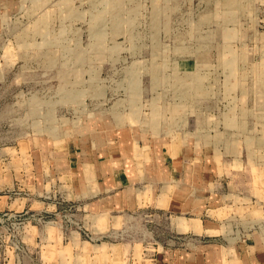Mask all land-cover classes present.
Listing matches in <instances>:
<instances>
[{
	"label": "rangeland",
	"instance_id": "1",
	"mask_svg": "<svg viewBox=\"0 0 264 264\" xmlns=\"http://www.w3.org/2000/svg\"><path fill=\"white\" fill-rule=\"evenodd\" d=\"M99 130L183 142L196 213L99 209L100 198L89 205L51 183L38 191L37 150ZM6 197L14 205L0 214L17 217L0 222V264H189L199 246L264 238V0H0ZM185 215L219 230L181 229Z\"/></svg>",
	"mask_w": 264,
	"mask_h": 264
},
{
	"label": "crops",
	"instance_id": "2",
	"mask_svg": "<svg viewBox=\"0 0 264 264\" xmlns=\"http://www.w3.org/2000/svg\"><path fill=\"white\" fill-rule=\"evenodd\" d=\"M101 131L90 133L89 140L85 142H52L37 150L35 157L40 159H37V174L41 182L38 191H45L51 183L57 185L60 190H66L69 198L82 200L89 205L92 204L91 200L100 198L97 204L99 209L108 201L111 207L120 211L138 209L148 203L156 206L161 212H166L167 209L174 207L175 203L181 204V207H184L181 209L185 213L189 209L196 213L198 207L196 204L200 205L197 200L200 190L197 189L195 181L190 179L195 173L194 170L186 169L181 160L184 157L183 142L172 143L169 138H152L147 133L146 135L135 132L131 134L122 132L123 137L119 134L110 138ZM168 158L179 170L182 169L180 181L171 179ZM154 171L161 173L159 175L161 180L153 179ZM171 188H178V191L172 194ZM190 188L195 192L188 190ZM184 191L189 194L186 195ZM175 195L181 202H172ZM188 201L194 205L187 206ZM42 204V199L35 203L30 201L25 203L26 206ZM13 205L14 202L7 197L0 200V208L9 209ZM96 216L103 220L107 217L105 213ZM178 223L181 229L189 228V232L201 237L215 235L219 230L216 224L211 222L205 224L198 216L185 215L179 218ZM55 236L57 235H53L52 241L46 237L48 244L45 246H50L48 249L52 252L58 245ZM198 252H204L205 255H196L189 264H264V238L260 234H251L247 236L245 243L226 247L219 243L202 245L199 246ZM150 264L155 263L150 261ZM184 264L188 263L185 261Z\"/></svg>",
	"mask_w": 264,
	"mask_h": 264
},
{
	"label": "built area",
	"instance_id": "3",
	"mask_svg": "<svg viewBox=\"0 0 264 264\" xmlns=\"http://www.w3.org/2000/svg\"><path fill=\"white\" fill-rule=\"evenodd\" d=\"M16 215L13 214H0V222L5 223V220L16 219Z\"/></svg>",
	"mask_w": 264,
	"mask_h": 264
}]
</instances>
